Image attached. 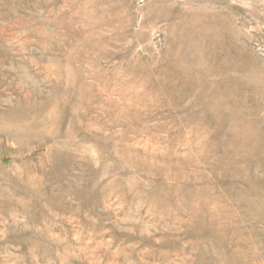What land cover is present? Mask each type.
<instances>
[{
    "label": "rangeland",
    "instance_id": "rangeland-1",
    "mask_svg": "<svg viewBox=\"0 0 264 264\" xmlns=\"http://www.w3.org/2000/svg\"><path fill=\"white\" fill-rule=\"evenodd\" d=\"M0 264H264V0H0Z\"/></svg>",
    "mask_w": 264,
    "mask_h": 264
}]
</instances>
